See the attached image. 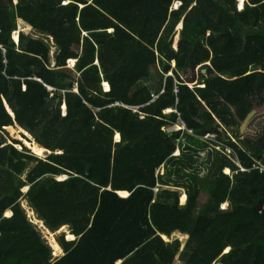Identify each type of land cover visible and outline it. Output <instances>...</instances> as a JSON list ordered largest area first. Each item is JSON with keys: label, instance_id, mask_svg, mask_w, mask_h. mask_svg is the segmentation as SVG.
Here are the masks:
<instances>
[{"label": "trees", "instance_id": "16d2710c", "mask_svg": "<svg viewBox=\"0 0 264 264\" xmlns=\"http://www.w3.org/2000/svg\"><path fill=\"white\" fill-rule=\"evenodd\" d=\"M238 1L0 0V134L52 151L0 142V264H264V0Z\"/></svg>", "mask_w": 264, "mask_h": 264}, {"label": "rangeland", "instance_id": "374dc122", "mask_svg": "<svg viewBox=\"0 0 264 264\" xmlns=\"http://www.w3.org/2000/svg\"><path fill=\"white\" fill-rule=\"evenodd\" d=\"M248 3V0H246V2H245V5ZM180 6V3H175L174 4V6H173V8L174 9H176L177 7H179ZM237 7H238V10H243V9H241L242 7H241V0H239L238 1V4H237ZM180 35V31L177 29V33H176V36H175V38H174V43H173V46L175 47V48H177V44L176 43H178V39H177V37ZM176 44V45H175ZM51 45L53 46V44L51 43ZM54 56H55V47H52V50H51V57H52V64H53V66H54ZM69 64V66L68 67H75L73 64H72V62H69L68 63ZM173 67H174V63H173ZM171 74H173V72L172 71H170L169 73H168V75H171ZM187 78V77H186ZM198 81H200V79H199V76H198V78H197V81L195 82V83H192L191 84V87H193V89H194V87L195 86H197V84H198ZM104 87H105V89L107 90V87L104 85ZM178 126H180V125H178ZM182 127V126H181ZM15 128H16V131L15 132H13V131H11V130H9V129H6V133H1L0 134V142H2V141H7V143L8 144H15L16 145V147L18 148V149H20V150H23L24 149V147H27L29 150H31L32 152H33V150L30 148V147H28L26 144H25V142L24 141H22L21 140V137H23V138H25V139H29V140H33V141H35V139H34V136L32 135V137H30L29 135H25V133H23L21 130H19L18 128L19 127H17V126H15ZM174 127H171L170 129H173ZM263 132H264V113H262V114H259V113H256L255 114V116L253 117V119L251 120V122L249 123V125H248V127L246 128V130H245V132L244 133H242V135H244L245 137H251V138H258V137H260L262 134H263ZM228 134V136L230 135V133H227ZM233 140H235V139H233ZM16 142H18V143H16ZM34 154V153H33ZM34 155H36V154H34ZM47 155H48V153L44 156V157H40V158H46L47 157ZM37 156V155H36ZM225 173V172H224ZM59 179V178H58ZM60 180V179H59ZM27 188V187H26ZM25 188V189H26ZM25 189H24V192H27V191H25ZM157 191V193H161V190L160 189H157L156 190ZM180 193L182 194V192L180 191ZM183 201V200H182ZM210 202H211V199H210V196H209V194L208 193H202V195H201V197H200V205H199V211L200 212H205L206 211V209H207V205H209L210 204ZM26 204V205H25ZM22 205H23V207L26 209V211H27V213H28V217L30 218V219H32L31 218V216H30V214H29V207L31 208V206H30V203H29V201L27 200V199H23L22 200ZM223 208H226V209H228V208H230V206H228V204L226 203L225 205H223V207H220V209L221 210H225V209H223ZM9 213H12V212H9ZM9 213H8V216H10L9 215ZM12 215H13V213H12ZM31 221H33V220H31ZM33 223V222H32ZM33 224H35V223H33ZM38 228H40L39 227V225H37V224H35ZM40 230H41V232H42V234H43V236L46 238V240L48 241V243L50 244V241H49V239H48V236H47V234H46V232L43 230V229H41L40 228ZM71 231V228H70V226H68V228H67V230H59V231H56V232H53V236H55V238L58 240V242H59V237H62V236H64V237H66L67 239H69L70 237H68V233H67V231ZM51 232V231H50ZM178 234V235H177ZM71 239H73V238H71ZM176 239H179V240H181L182 241V243H183V246H182V250H184L185 248H186V246H187V243H188V240H189V235H186V234H183V233H181V232H177V233H175L173 236H172V239L171 240H176ZM60 243V242H59ZM51 245V244H50ZM63 252H64V250H63ZM186 258H187V256L186 255H179L178 257H177V259H176V261H175V264H186Z\"/></svg>", "mask_w": 264, "mask_h": 264}, {"label": "bare ground", "instance_id": "6f19581e", "mask_svg": "<svg viewBox=\"0 0 264 264\" xmlns=\"http://www.w3.org/2000/svg\"><path fill=\"white\" fill-rule=\"evenodd\" d=\"M245 2H246V0H243V4L241 3V9H244V7H245ZM181 26V25H180ZM19 32H16V34H15V38L17 39V40H20V38L18 37L19 36ZM76 61H72V64L73 65H75L76 63H75ZM104 85L107 87V90L109 89V85L107 84V83H104ZM12 111V110H11ZM169 111H171V110H168L167 112H169ZM29 135V134H28ZM30 137H32L31 135H29ZM119 138H120V135L119 134H117L116 135V140L117 141H119ZM33 153L34 154H36L38 157H44L48 152H47V150H45L44 149V147H42V146H40V145H38L37 143H35V142H33ZM230 170H229V168H227V170H226V172H229ZM59 179L60 180H62V179H66V176H62V177H59ZM29 190V187H27L26 189H25V191H28ZM119 193H121V195L122 196H124V197H127L128 195H129V193L128 192H119ZM187 202V197L186 196H184V198H183V203H186ZM226 204V203H225ZM224 204V205H225ZM228 204V203H227ZM31 205V204H30ZM9 215L10 216H12V213H9ZM44 223V222H43ZM178 235V234H177ZM71 238H73V239H75V238H77L76 236H70V239ZM165 238L166 239H169V237H167V236H165ZM228 251V250H227ZM119 264H120V262H119Z\"/></svg>", "mask_w": 264, "mask_h": 264}, {"label": "crops", "instance_id": "0c3cea01", "mask_svg": "<svg viewBox=\"0 0 264 264\" xmlns=\"http://www.w3.org/2000/svg\"><path fill=\"white\" fill-rule=\"evenodd\" d=\"M76 61V60H75ZM71 62V61H70ZM77 62V61H76ZM75 62V63H76ZM174 64H175V62H174ZM76 65V64H75ZM74 65V66H75ZM106 83V82H105ZM110 87V86H109ZM66 109H67V106L66 105H64V107H63V111L64 112H66ZM18 127V126H17ZM179 128H181V126H178ZM20 129L22 130V132L23 133H26L27 135L29 134V135H31L32 136V134L31 133H29L28 131H26V130H24L23 128H21L20 127ZM31 141H33V140H31ZM33 142H35V141H33ZM36 143V142H35ZM32 150H33V148H32ZM224 152V151H223ZM177 153H180V150H178L177 151ZM226 155H228L229 157H231L233 154L231 153V154H227L226 152H224ZM232 158V157H231ZM235 162H236V164L238 165V162L237 161H239V162H241V160H239L238 159V157H235L234 159H233ZM242 163V162H241ZM243 164V163H242ZM258 164H261V163H258ZM261 165H264V164H261ZM238 167H239V165H238ZM227 168L228 167H226V168H224L223 169V172H225L226 174H228V176H230L231 178H233V174H234V172L229 168V172H226V170H227ZM239 170H241V167H239ZM242 171V170H241ZM238 172V170H236V173ZM62 177V176H61ZM173 190H177V189H175V188H172ZM179 191H181L182 192V194H181V198H180V201H181V205H185V204H187V202L186 203H183V198H184V196H186L187 197V201H188V195H187V193H186V190H184V189H178ZM124 192H126V191H124ZM120 195H121V193H119ZM122 196V195H121ZM122 197H124V196H122ZM226 203H228V206H229V202H226ZM225 204V203H224ZM224 204H222L221 205V207H223V205ZM223 209H225V210H227L226 208H223ZM7 216H8V214H7ZM8 217H10V216H8ZM1 235V234H0ZM174 235V234H173ZM71 236H75V235H71ZM68 237H70V236H68ZM164 238H165V236H164ZM76 239V238H75ZM166 239V238H165ZM172 239V237L171 238H169V239H166L167 241H169V242H171V241H173V240H171ZM70 240H73V239H70ZM177 240V239H176ZM227 250L229 251L230 249L228 248V249H226V251L225 252H227ZM63 254H64V252H63ZM62 254V255H63ZM62 255H60V256H62ZM59 256V257H60ZM120 262V261H119ZM119 262H118V264H119Z\"/></svg>", "mask_w": 264, "mask_h": 264}, {"label": "water", "instance_id": "95a60500", "mask_svg": "<svg viewBox=\"0 0 264 264\" xmlns=\"http://www.w3.org/2000/svg\"><path fill=\"white\" fill-rule=\"evenodd\" d=\"M17 3H18V0H17ZM181 25V26H180ZM183 28V22H181V23H179V25H178V30L180 31L181 29ZM217 35L219 34V33H216ZM19 38H20V34H19V36H18ZM179 39H180V35H179ZM15 40H16V42H18V40L15 38ZM19 43V42H18ZM175 65L176 64H174V67H175ZM207 72V70H204V73H206ZM172 75V74H171ZM108 84V83H107ZM109 85V84H108ZM103 86H104V84H103ZM104 89H105V87H104ZM6 104H7V102H6ZM8 105V104H7ZM64 107V106H63ZM8 108L10 109V106L8 105ZM13 113V112H12ZM256 113H258L257 112V110L256 109H254L248 116H247V118H246V120L244 121V123L242 124V126H241V132L242 133H244L245 132V130H246V128L248 127V125H249V123L251 122V120L253 119V117L255 116V114ZM13 115H14V117H15V114L13 113ZM18 126V125H17ZM7 129V128H6ZM178 130H180V129H187V126L184 124V127H182V128H177ZM118 134V133H117ZM116 134V135H117ZM25 135H26V133H25ZM120 135V134H119ZM115 141L116 142H119L120 141V138H119V141H117L116 140V136H115ZM36 142V141H35ZM37 143V142H36ZM38 144V143H37ZM38 145H40V146H42L41 144H38ZM42 147H44V146H42ZM44 149L45 150H47V152H48V155H50V154H52V151L51 150H49V149H47V148H45L44 147ZM47 155V156H48ZM66 178H68L67 176H66ZM29 191V190H28ZM27 191V192H28ZM53 256H54V258H57V257H59V256H55L54 254H53ZM121 262V261H120Z\"/></svg>", "mask_w": 264, "mask_h": 264}, {"label": "built area", "instance_id": "2783aa9c", "mask_svg": "<svg viewBox=\"0 0 264 264\" xmlns=\"http://www.w3.org/2000/svg\"><path fill=\"white\" fill-rule=\"evenodd\" d=\"M116 104H118V103H116ZM168 130L169 131H172V129H168ZM205 139H208V140H211V141H213V140L216 141L218 143L217 148L218 149H221L222 148V145H221V143L218 140V134H216V133H210L207 136H205ZM224 152H226L227 154H231L232 153V149L229 148V147H226L225 150H224ZM237 162H238L239 167H241V170L242 171H251L252 168L246 167L244 164H242L239 161H237ZM253 168L260 169L261 172H264V165L255 163L254 166H253Z\"/></svg>", "mask_w": 264, "mask_h": 264}, {"label": "clouds", "instance_id": "9594fccd", "mask_svg": "<svg viewBox=\"0 0 264 264\" xmlns=\"http://www.w3.org/2000/svg\"><path fill=\"white\" fill-rule=\"evenodd\" d=\"M179 3V2H178ZM246 6V5H245ZM178 8V7H177ZM245 8V7H244ZM20 40H18V42H19ZM110 90V87H109V89L108 90H106L105 89V91H109ZM156 98H157V96L155 97V100H156ZM177 128H179L178 126H176V127H174L172 130H178ZM182 128V127H181ZM217 147V146H216ZM219 150H222V148L221 149H219ZM225 150V149H224ZM224 150H222V151H224Z\"/></svg>", "mask_w": 264, "mask_h": 264}, {"label": "snow or ice", "instance_id": "6c2138e0", "mask_svg": "<svg viewBox=\"0 0 264 264\" xmlns=\"http://www.w3.org/2000/svg\"><path fill=\"white\" fill-rule=\"evenodd\" d=\"M241 3L243 4V0H241Z\"/></svg>", "mask_w": 264, "mask_h": 264}]
</instances>
